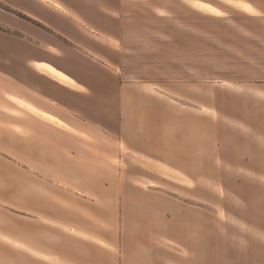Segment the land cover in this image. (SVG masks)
Returning a JSON list of instances; mask_svg holds the SVG:
<instances>
[{
    "label": "crops",
    "instance_id": "1",
    "mask_svg": "<svg viewBox=\"0 0 264 264\" xmlns=\"http://www.w3.org/2000/svg\"><path fill=\"white\" fill-rule=\"evenodd\" d=\"M47 1L53 4L43 11L53 27V56L27 60L17 45L0 47V110L24 114L0 113V264H232L226 236L201 228L203 211L193 202L195 191L202 189L201 134H195L196 103L185 102L186 85L176 84V91L161 88L156 95L147 84L123 82L121 71L107 67L108 56L91 46L88 36L110 37L106 21L123 25L146 6L159 17L192 10L224 19L233 10L261 26L246 34L261 45L264 0ZM83 49L99 56H88L81 70L75 53ZM15 70L36 78L27 83L22 78L29 76ZM241 86L243 92L251 88ZM256 90L261 115L264 78ZM217 92L211 87V111L217 110ZM198 106L201 111L200 101ZM171 114L183 135L164 128L170 127ZM112 120L118 128L110 171L102 152L89 156L98 163L89 165L86 150L89 138L105 136L95 128ZM58 139L65 143L59 146ZM52 153L57 155L53 164H41ZM10 158L40 168L51 181L15 168ZM212 171L217 173L216 167ZM90 173L99 179L112 173L113 180H73ZM183 191L193 192L191 201ZM17 222L34 228H16Z\"/></svg>",
    "mask_w": 264,
    "mask_h": 264
},
{
    "label": "rangeland",
    "instance_id": "2",
    "mask_svg": "<svg viewBox=\"0 0 264 264\" xmlns=\"http://www.w3.org/2000/svg\"><path fill=\"white\" fill-rule=\"evenodd\" d=\"M52 5L47 0H0V47L8 46L13 50L17 45L27 60L53 56V27L44 20L49 21L43 13ZM35 7L40 9V14L35 13ZM149 8L144 7L143 12L126 19L120 26L106 21L110 37L103 33L90 35L91 46L108 56L105 59L107 67L114 69L116 66L123 82L147 84L148 90L156 95L161 88L176 91V84L186 85L183 89L187 95L185 102L195 101V134H201L202 189L195 191L197 200H193L203 211L201 228L217 229L226 236L223 240H228L232 264H264V105L259 115L256 90V84L264 78V44H255L246 35L248 28L257 32L261 26L249 23L233 10L228 18L220 19L192 10L184 16L159 17L150 13ZM88 56L99 55L92 49L75 53L77 68H84L83 60ZM0 64H4L1 59ZM15 72L22 76L27 74L26 80L22 78L27 83L36 78V74L30 72ZM191 83L192 86H188ZM242 84H251L248 92H243ZM211 87L218 90L216 111L210 110ZM170 99L179 100L174 96ZM6 112L0 110L2 114ZM9 112L13 113L12 117L24 115L16 110ZM67 115L75 119L72 113L67 112ZM172 116L170 127L164 128L178 129V135H183L181 127L174 125ZM47 118L53 122V117ZM62 127L69 129L66 125ZM117 128L113 120L108 125L96 127L99 131L95 132L102 136L105 133V136L102 140L89 138L86 150L88 157L102 152L105 156L102 162L110 171L114 165ZM17 129L20 131L19 127ZM171 130L172 137L175 133ZM45 136L52 138L49 133ZM57 143L62 146L65 142L58 139ZM45 150L50 154V150ZM48 155L41 164H53V155H57L52 153V158ZM89 159V165L98 164L95 159ZM10 160L16 164L15 168L28 170L36 179L51 181L40 168L29 167L18 159ZM211 167H216L217 173H211ZM99 177L97 173H90L75 175L73 180H113L112 173L105 178ZM183 192L191 201L193 192ZM14 225L34 228L18 222Z\"/></svg>",
    "mask_w": 264,
    "mask_h": 264
}]
</instances>
